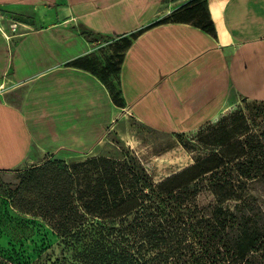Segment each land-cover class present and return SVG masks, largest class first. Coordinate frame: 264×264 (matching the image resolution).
<instances>
[{"label": "crops", "instance_id": "0c3cea01", "mask_svg": "<svg viewBox=\"0 0 264 264\" xmlns=\"http://www.w3.org/2000/svg\"><path fill=\"white\" fill-rule=\"evenodd\" d=\"M189 1L0 0V172L90 153L123 112L185 133L264 100V0H206L208 29L170 18ZM104 44L126 47L118 101Z\"/></svg>", "mask_w": 264, "mask_h": 264}, {"label": "trees", "instance_id": "16d2710c", "mask_svg": "<svg viewBox=\"0 0 264 264\" xmlns=\"http://www.w3.org/2000/svg\"><path fill=\"white\" fill-rule=\"evenodd\" d=\"M118 75L102 76L115 101ZM230 128L213 129L206 140L217 149L160 182L136 155L101 157L82 182L27 193L20 208L85 246L92 264H264V203L249 187L264 180V130ZM37 182L31 171L27 187ZM205 193L214 201L201 204Z\"/></svg>", "mask_w": 264, "mask_h": 264}, {"label": "rangeland", "instance_id": "374dc122", "mask_svg": "<svg viewBox=\"0 0 264 264\" xmlns=\"http://www.w3.org/2000/svg\"><path fill=\"white\" fill-rule=\"evenodd\" d=\"M195 3L184 4L172 18L208 26L205 5ZM115 45L100 47L103 58L95 66L104 78L112 77L114 84L126 48ZM225 123L231 127L230 134H237L241 124L247 125L250 132L260 133L264 130V101L238 97L217 118L199 129L173 134L155 131L123 112L116 126L90 153L46 154L40 164L0 172V264H92V255L85 246L75 240L66 241L46 217L21 210L20 206L26 207V194L47 193L53 186L70 181L82 182L86 171L101 157L124 159L127 155H136L153 179L160 182L217 149L216 142L210 144L206 138L213 129ZM31 171L38 177L35 188L33 185L27 187ZM249 187L264 203V180L251 182ZM199 200L201 204H208L214 198L205 193Z\"/></svg>", "mask_w": 264, "mask_h": 264}, {"label": "built area", "instance_id": "2783aa9c", "mask_svg": "<svg viewBox=\"0 0 264 264\" xmlns=\"http://www.w3.org/2000/svg\"><path fill=\"white\" fill-rule=\"evenodd\" d=\"M0 17H1V14H0ZM10 26H11V29H12L13 33H16L17 28H18V24H17L16 22H12V23L10 24ZM0 28H2L1 25H0Z\"/></svg>", "mask_w": 264, "mask_h": 264}]
</instances>
